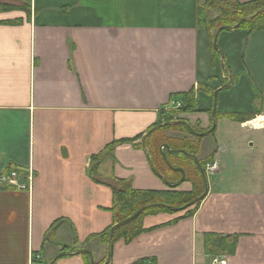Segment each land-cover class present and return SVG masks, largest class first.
<instances>
[{
	"label": "crops",
	"instance_id": "crops-1",
	"mask_svg": "<svg viewBox=\"0 0 264 264\" xmlns=\"http://www.w3.org/2000/svg\"><path fill=\"white\" fill-rule=\"evenodd\" d=\"M203 2L30 0L26 14L23 0H0L12 6L0 12V175L11 170L19 182L30 181L28 190L0 182V264H49L54 257L53 264H213L216 256L225 264H264L263 103L244 112L261 111L255 119L263 123L251 128L258 149L239 148L237 141L234 161L224 160L217 144V169L211 178L206 174L208 191L192 216L146 215V230L128 242L118 238L111 249L99 238L113 223L114 188H169L149 159L160 163L164 143L179 148L159 137L202 138L155 129L143 148V135L191 92L201 111L177 117L201 132L209 129L214 91L225 78L233 83L234 49L252 39V51L264 49V30L221 29L227 65L221 85L212 87L218 58L212 63L213 39L197 22ZM207 12L217 16L215 8ZM236 36L234 46L228 39ZM252 137L249 148L256 144ZM112 143V152L92 160ZM195 156L200 159L199 150ZM205 233L220 238L217 248L234 241L232 251L206 253ZM78 249L88 252L74 253Z\"/></svg>",
	"mask_w": 264,
	"mask_h": 264
},
{
	"label": "trees",
	"instance_id": "trees-1",
	"mask_svg": "<svg viewBox=\"0 0 264 264\" xmlns=\"http://www.w3.org/2000/svg\"><path fill=\"white\" fill-rule=\"evenodd\" d=\"M24 1V12L29 14V7H30V0H23ZM264 6V0H251L247 2H239L237 0H204L203 5L197 11V22L199 26L204 27L207 32L209 33L210 39H213L214 32L219 27H224L223 29H230L237 21L241 18L248 17L253 14L258 9ZM12 8V6H8L5 4H0V12L6 11ZM210 8H215L217 10V16L211 18L208 15V10ZM237 28L244 29L247 33H250L254 30H264V12L256 15L255 17L242 21ZM220 51L211 45V56H212V63L215 62L214 58H219ZM224 69H226V65L224 62L223 65ZM231 80H233L231 78ZM226 82H230L229 79L223 81V84ZM213 92V91H212ZM194 93H188L180 102L179 106L176 108H172L169 110L168 113H165L163 119H161L157 124L167 122V124L157 128L155 131L164 132L165 130H177L183 132L186 135H192V132L187 128V126L183 123L177 122L172 123V121L176 120H183L179 119L177 115L179 113H187V112H197L201 111L198 109L196 97L193 95ZM212 107L207 109L206 111L211 113ZM261 111H257L255 113H239V112H218L216 110L215 118L218 120L219 118H229L231 120H235L238 122H243L249 120L255 116V114H259ZM192 129L201 132L198 126H192ZM214 132V131H213ZM212 132V133H213ZM153 133V132H152ZM163 138V137H162ZM200 137H196V141L194 143L190 142L187 139V136L183 137L182 139H173L165 137V140L158 139L159 143H170L173 148H179L185 150L188 154L196 155L198 152V144H199ZM157 141V142H158ZM114 148V143L106 146V148L99 154L94 155L92 160H100L105 152H112ZM215 151L207 157V159L200 161L199 163L204 169L207 163L212 162V157ZM166 158L174 167H182L185 171V182L191 183V189L188 191L184 190H177L178 186H169L166 190H136L131 188L130 186H122L118 188H114L112 191V206L110 207V212L112 214L113 223L102 233H100L99 238L104 243L107 244L109 230L115 224L118 223L128 217H130L137 209L142 206L156 204L150 207H147L142 212H140L136 217L132 220L118 225L114 228L112 239L109 245L117 240L118 238H122L124 241L128 242L132 240L135 236L140 234L142 231L146 230L142 227V219L149 214L155 213H168V214H175L181 212L180 217L185 216H192L198 207L200 201H197L190 206L175 211L168 206L172 207H181L188 203L193 198L199 196L203 190V182L200 171L192 157L188 154L182 153H173L170 154L167 151H164ZM175 155V156H174ZM174 156L175 159L172 160L170 157ZM160 163L153 161L154 167L163 174L166 180L170 182H175L180 178V173L174 170H171L167 167L164 160L161 157V154L158 156ZM192 170V171H190ZM11 172L8 170L7 173ZM6 173V174H7ZM159 204H164L159 205ZM179 217V218H180ZM178 218L176 217L171 222L176 221ZM219 237H214L212 233H205L204 234V245L206 253L208 254H222L224 252H231L234 247V241L231 243L223 244V248H217L220 245ZM222 240V239H221ZM219 242V243H218ZM64 249L69 250V247H64ZM111 249V248H110ZM89 255V254H88ZM85 255L86 258L88 256ZM109 252L107 255V260H109ZM90 257V256H89ZM104 262V260H103ZM102 262V263H103ZM135 264H143V261H138Z\"/></svg>",
	"mask_w": 264,
	"mask_h": 264
},
{
	"label": "rangeland",
	"instance_id": "rangeland-1",
	"mask_svg": "<svg viewBox=\"0 0 264 264\" xmlns=\"http://www.w3.org/2000/svg\"><path fill=\"white\" fill-rule=\"evenodd\" d=\"M236 28H232V26L230 27V29L233 30ZM224 31L226 30L224 29ZM224 34L225 33H222L221 36L218 37L219 40H217L219 48L218 50L220 51V54L222 53V55H224V51L223 47H221V37ZM228 42L234 44L235 46L238 43V37L236 36L232 39H228ZM244 47V49L243 47L239 50H237V48L234 49V52L238 51L239 53L237 54L235 59H233L232 63L234 66H232V70L229 72V74H231L233 78V83L230 84L228 87L219 90L217 94L216 107L218 112H222L223 109H226L231 112L244 113L259 108L262 103L264 106V49H257L261 51L260 53L257 52L256 49L252 51L255 48V45L253 44V39L250 43V46L249 44L247 45L246 42V45ZM215 65L216 72L214 71V73H217V78L214 79L215 81L211 83V86L219 87L221 85L220 82L223 81L220 77V74L223 72V69L221 67L219 58L217 59ZM211 104L212 99L210 100L209 105L211 106ZM255 118L256 117L254 116L253 118L249 119V121ZM261 123H263L262 118L258 127H260ZM251 128H253V126L251 125H245V127H241L239 125L232 124V122L227 118H219L217 120V126L215 131L213 133L211 132L209 134L203 135L201 138V142L198 144L200 156L199 160L203 161L207 159V157H209L212 152L216 149L217 144L220 149V155H223L224 160H233V148L236 147L235 144L237 141L240 142V145L238 146L239 148L246 147L250 149V151L254 149L257 150L259 146V140H257L258 135L255 134V131L251 130ZM251 135L253 136V139L251 138L250 142H253V140H255L256 144H254L252 148H249L245 145V142L251 137ZM215 137L216 140H214ZM159 139L165 140V136H163V138L161 136L159 137ZM235 156L237 159L242 158V155L238 154L237 152H235ZM207 175L209 178L212 177L211 173H207ZM176 189L180 190L178 187Z\"/></svg>",
	"mask_w": 264,
	"mask_h": 264
},
{
	"label": "water",
	"instance_id": "water-1",
	"mask_svg": "<svg viewBox=\"0 0 264 264\" xmlns=\"http://www.w3.org/2000/svg\"><path fill=\"white\" fill-rule=\"evenodd\" d=\"M262 12H264V6H263L262 8H260V9H258L257 11H255V12H254L253 14H251L250 16L239 19V20L237 21V23H236L235 25L232 26V28H236V27H238V25H239L242 21H244V20H249V19L255 17L256 15H258V14H260V13H262ZM221 29H223V27H219V28H217L216 31H215V33H214V36H213V47H214L215 49H217V50L219 49V48H218V45H217V37H218V33H219V31H220ZM220 63H221V66L223 67L224 63H223V55H222V54H221ZM230 84H231L230 82L224 84L222 87L216 89V90L214 91V93H213V103H212V110H211V126L209 127V129H207V130H205V131H202V132H197V131L193 130L192 127H191L190 125H188V124L186 123V121H184V120H176V121H172V123L180 122V123L185 124V125L187 126V128H188V129L192 132V134L195 135V136H203V135H206V134H209V133L213 132V131L215 130V128H216V118H215V115H216V107H217V94H218L219 90L228 87ZM165 124H167V122H163V123H160V124L154 126V127L150 128V129H149V130L143 135V137H142V147H143V148H146V145H145V139H146V136H147L149 133H151L153 130H155V129H157V128H160L161 126H163V125H165ZM162 149H165V150L168 151L169 153H182V154H188V153H187L185 150H183V149H170V148L168 147V145L165 144V143L162 144V145L160 146L161 157H162V159L164 160V162H165V164L167 165V167L170 168L171 170H174V171H177V172L180 173V178H179L177 181H175V182H170V181L166 180L165 177H164V176H163V175H162V174H161V173H160V172L154 167V165H153L151 159H149V163H150V167H151L152 171H153L158 177H160V178L165 182L166 185H168V186H178L180 183H182V182L184 181L185 171H184V169H183L182 167H174V166H172L171 163H170V162L168 161V159L166 158V155H165L164 151H162ZM188 155H190V156L192 157V159L194 160V163L196 164V166L198 167V169H199V171H200V174H201V177H202L203 186H204V190H203V192H202L199 196L193 198L192 200H190L188 203H186L185 205H183V206H181V207H172V206H168L169 208H171V209H173V210H175V211L182 210V209H184V208L190 206L191 204H193V203H195V202H197V201L202 200V199L205 197V195H206V193H207V191H208L206 175H205V172H204L202 166H201L200 163H199V160L197 159V157H196L195 155H192V154H188ZM153 205H156V204L147 205V206H142V207H140L139 209H137V210H136V211H135L130 217H128V218H126V219H124V220H122V221H120V222L114 224V225L110 228V230H109V236H108V242H107L108 247H109L110 242H111V238H112L113 230H114V228H115L116 226L121 225V224H124V223H126V222L132 220L134 217H136V216H137L140 212H142L144 209H146L147 207L153 206ZM159 205H163V206H165L164 204H159ZM82 252H88V251H87L86 249H78V250L74 251V253H76V254H78V253H82ZM55 259H56V257H54L53 260L49 262V264H53V261H54ZM90 264H94L93 261H92V259H91ZM104 264H106V262H105Z\"/></svg>",
	"mask_w": 264,
	"mask_h": 264
},
{
	"label": "built area",
	"instance_id": "built-area-1",
	"mask_svg": "<svg viewBox=\"0 0 264 264\" xmlns=\"http://www.w3.org/2000/svg\"><path fill=\"white\" fill-rule=\"evenodd\" d=\"M178 107L179 104L177 103H172V106ZM217 163L215 161H212L210 163H207L204 167V170L206 173H213L217 169ZM19 174L16 171H12L8 174L5 175H0V182H3L7 185H11L16 187L17 189H25L28 190L30 189V181L25 184L24 182H19ZM31 176H28V180H30ZM39 256L37 255L36 258ZM213 264H225V258L223 257H214L211 261Z\"/></svg>",
	"mask_w": 264,
	"mask_h": 264
},
{
	"label": "bare ground",
	"instance_id": "bare-ground-1",
	"mask_svg": "<svg viewBox=\"0 0 264 264\" xmlns=\"http://www.w3.org/2000/svg\"><path fill=\"white\" fill-rule=\"evenodd\" d=\"M259 121H260L259 119H254V120H251V121L246 122V124H249V125H251V126L254 127V126L257 125V123H259Z\"/></svg>",
	"mask_w": 264,
	"mask_h": 264
}]
</instances>
